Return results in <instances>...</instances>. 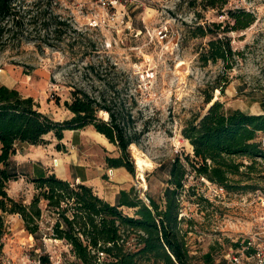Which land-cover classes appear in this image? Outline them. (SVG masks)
Masks as SVG:
<instances>
[{
  "label": "rangeland",
  "instance_id": "rangeland-1",
  "mask_svg": "<svg viewBox=\"0 0 264 264\" xmlns=\"http://www.w3.org/2000/svg\"><path fill=\"white\" fill-rule=\"evenodd\" d=\"M199 1L116 0L115 6L104 9L96 0H18L17 10L24 23L21 33L9 34L4 46L0 45V84L33 96L40 110L56 120L71 116L64 101L70 99L74 87L81 86L94 95L104 91L116 109L131 108L136 127L144 131L135 148L129 147L133 172L122 167L121 174L116 175L115 170L111 174L113 168L106 166L104 157L117 155V148L92 127L66 130L59 147L52 136H47L49 143L44 145H17L13 158L24 171L33 174L46 167L60 177L92 185L111 201L117 191L131 187L146 202L149 195L160 201L169 162L178 154L185 163V153H192V145L182 137L185 122L206 112L208 98L221 102L224 109L261 113L264 0H227L221 9L204 8ZM239 9L251 11L254 22L244 29L220 32L233 25L227 11ZM54 14L66 22L59 38L50 30L47 36L41 28L43 20ZM212 21L222 22L220 28L209 25L210 29L213 34L225 35L236 52L229 61L233 65L230 70L221 60H199L212 34L194 36L191 30L197 23ZM163 25L168 31L165 40L155 36ZM99 115L104 117L103 112ZM135 151L151 160L143 171L144 179L138 176ZM236 159L252 166H242L243 174L232 176L240 178L238 185L243 188L227 190L215 200L209 199L207 187L186 161L191 170L183 178L180 195L181 227L188 230V247L195 255L210 247L215 255L221 254V247L242 240L258 219L261 209L257 201L264 195V160ZM7 191L15 199L29 202L34 186L21 176L8 182ZM124 211L132 213L130 208ZM0 219L8 236H18L22 256L51 252L63 264L75 261L64 241L33 236L29 240L18 214L0 210ZM52 222V215L44 211L41 229L46 231Z\"/></svg>",
  "mask_w": 264,
  "mask_h": 264
},
{
  "label": "trees",
  "instance_id": "trees-1",
  "mask_svg": "<svg viewBox=\"0 0 264 264\" xmlns=\"http://www.w3.org/2000/svg\"><path fill=\"white\" fill-rule=\"evenodd\" d=\"M17 1L0 0L1 46L6 36L22 32L24 16L17 10ZM226 2L200 0L199 4L204 8L221 9ZM227 14L233 18V25L223 27L220 32L244 29L255 20L254 14L246 9L228 10ZM31 16L29 14L30 21ZM65 24V20L54 14L43 20L41 28L47 36L50 30L54 38H59ZM209 25L220 28L222 22L197 23L191 30L194 36L212 34L200 51L199 60L202 63L221 60L225 69L230 70L233 65L229 61L236 52L230 40L225 35L213 34ZM132 100L135 103V99ZM210 101L208 98L205 113L185 122L182 137L192 145V153H185V163L178 154L169 162L161 202L150 195L146 202L133 187L120 189L115 201L110 202L84 182H73L54 172L30 174L12 156L19 143L46 144L49 142L46 136L50 135L58 140L59 147L65 130L92 127L117 148V155H105L106 166L125 167L133 172L129 145L137 144L144 131L136 127L131 108L116 109L104 91L94 95L77 86L71 89L70 99L64 101L71 116L56 120L40 110L33 96L0 84V210L18 214L24 229L34 238L48 237L67 243L69 254L75 260L68 264H191L193 255L186 238L188 230L181 227L184 218L180 213L183 178L187 170H191L185 165L186 161L196 176L222 185L226 190H236L243 187L238 185L240 178L232 176L242 175V166L252 167L236 158L264 160V148L259 140L264 132V104L263 111L256 114L238 108L224 109L221 102ZM99 112H103L104 117ZM21 176L34 186L29 202L15 199L7 192L8 182ZM124 208L132 209V213L125 212ZM44 211L53 217L46 231L40 227ZM4 233L0 219V251ZM100 251L105 253L103 258ZM42 258L48 261L47 255Z\"/></svg>",
  "mask_w": 264,
  "mask_h": 264
},
{
  "label": "built area",
  "instance_id": "built-area-1",
  "mask_svg": "<svg viewBox=\"0 0 264 264\" xmlns=\"http://www.w3.org/2000/svg\"><path fill=\"white\" fill-rule=\"evenodd\" d=\"M115 2L116 0H96V3L104 9L115 6ZM167 35L168 31L165 25L156 29L155 36L159 39L165 40ZM259 140L261 146L264 148V132L260 134ZM201 180L210 192L208 193L210 200H215L216 197L227 194L224 186L213 183L204 177H201ZM257 204L261 209L258 219L246 236L239 241V244L224 255L227 264H264V195L258 197ZM68 246L66 243L65 248L67 249ZM99 255L100 258H103L105 253L100 251ZM47 256L48 261H45L41 254H26L16 261L11 257H2L1 264H63L59 256V258H54L51 252L47 253Z\"/></svg>",
  "mask_w": 264,
  "mask_h": 264
},
{
  "label": "crops",
  "instance_id": "crops-1",
  "mask_svg": "<svg viewBox=\"0 0 264 264\" xmlns=\"http://www.w3.org/2000/svg\"><path fill=\"white\" fill-rule=\"evenodd\" d=\"M66 131V130H65ZM96 133H98L100 136H102V137H104L105 139H106V141H107V143H110L109 141H108V139L103 135V134H100L99 132H97V131H95ZM64 135H65V132H64ZM48 136H50V135H48ZM46 138H47V136H46ZM64 138V137H63ZM49 140V139H48ZM49 143V142H48ZM19 144H29V143H19ZM18 144V145H19ZM47 144V143H46ZM29 145H35V144H29ZM38 145H44V144H38ZM18 148V147H17ZM17 150V149H16ZM14 155V154H13ZM12 158H13V156H12ZM14 159V158H13ZM15 161H16V159H14ZM17 162V164H19L18 163V161H16ZM20 165V164H19ZM21 167H22V165H20ZM121 168L122 167H116V168H113L112 170H115V174L117 175V174H121ZM22 169H23V167H22ZM24 170V169H23ZM48 172H51V171H49V170H47L46 169V167L44 168L43 167V169L41 170V171H39V172H36V173H33V174H35V175H44V174H47ZM114 173V172H113ZM112 173V174H113ZM31 174V173H30ZM65 178V177H64ZM78 182H84V181H79L78 180ZM84 183H86V182H84ZM86 184H88V183H86ZM88 185H90V184H88ZM90 186H92V185H90ZM8 192V191H7ZM96 192V191H95ZM118 192V191H117ZM116 192V193H117ZM97 193V192H96ZM98 194V193H97ZM99 196H101V197H103V198H105L104 196H102V195H100V194H98ZM115 197H116V194H115V196H114V198H113V200L111 201V200H108L107 198H105L106 200H108V201H110V202H114L115 201ZM27 238L29 239V238H31V239H33V237H32V235L30 234H28V236H27ZM19 238H18V236L16 235V234H14L13 236H8L6 233H5V235H4V237H3V249H2V253H1V256H0V258H2V257H11V258H13V256H17V257H21L22 256V253H21V246L19 245ZM30 240V239H29ZM54 241H56V242H63V240H60V239H53ZM241 241V240H240ZM62 244V243H61ZM239 244V241H232L231 243H228V244H225L224 246L225 247H221V254H217V255H215L214 253H213V250L211 249V247L208 249V250H206V251H203L201 254H199V255H195L196 253H195V251H193V250H190V253L193 255V259H192V263L191 264H217V262H219V264H227V260L225 259V254L226 253H228L229 251H231L233 248H235L237 245ZM65 246V245H64ZM69 247V246H68ZM67 247V250L69 249ZM34 250H36V249H34ZM220 257H221V260H220ZM218 258V259H217ZM207 260H208V262L209 263H207ZM218 260V261H217Z\"/></svg>",
  "mask_w": 264,
  "mask_h": 264
},
{
  "label": "bare ground",
  "instance_id": "bare-ground-1",
  "mask_svg": "<svg viewBox=\"0 0 264 264\" xmlns=\"http://www.w3.org/2000/svg\"><path fill=\"white\" fill-rule=\"evenodd\" d=\"M129 147L135 148V143H131L129 145ZM134 161H135V165L137 167L139 178L144 179L143 171L147 166L151 165V160L149 161V159L144 156V153L142 154L141 152L138 153L135 151V160Z\"/></svg>",
  "mask_w": 264,
  "mask_h": 264
}]
</instances>
